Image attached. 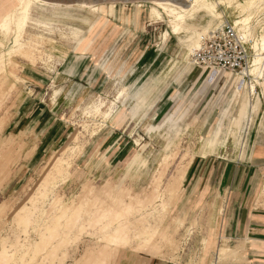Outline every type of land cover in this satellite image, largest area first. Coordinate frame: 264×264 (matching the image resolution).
<instances>
[{
	"label": "rangeland",
	"instance_id": "obj_1",
	"mask_svg": "<svg viewBox=\"0 0 264 264\" xmlns=\"http://www.w3.org/2000/svg\"><path fill=\"white\" fill-rule=\"evenodd\" d=\"M33 1L16 0L11 22L5 19L0 26V264H243V254L221 234L223 212L212 210L222 206L219 200L204 197L205 203L187 205L183 177L175 200L166 199L162 206L161 198L151 195L195 155L208 163L216 148L243 146L247 131L264 143L263 67L251 71L254 59L264 56L259 49L264 0H202L219 2L211 10L191 8L190 14L177 8L173 15L152 0ZM28 5V19L20 26ZM114 6L126 8V17L140 22L132 43L130 33L114 43ZM154 7L159 15L152 13ZM225 22L236 24L247 42L249 66L242 74L217 73L211 88L218 89L214 102H234L242 116L231 123H204L205 102L196 114L183 105L166 112L141 102L147 84L162 68L172 80L177 67L197 66L191 55L201 37ZM171 33L175 36L169 38ZM86 37L84 49L80 42ZM133 47V57L141 58L133 66L134 78L119 82L115 69ZM65 54L104 58L99 67L110 79L84 102H59L56 119L37 125L20 122L21 112L40 104L18 102L22 66L33 60L34 68H47L60 64ZM130 68L124 67L122 74ZM205 97L210 94L201 93L202 101ZM247 114L251 118L244 122ZM67 146L77 151L66 159L64 176L45 182L48 167L64 156ZM165 158L170 166L160 183L154 179ZM104 211L103 222L115 213L134 224L123 244L112 242V226L102 229L96 221L95 214ZM145 222L150 223L151 239L137 248L135 234ZM221 247L229 250L220 254Z\"/></svg>",
	"mask_w": 264,
	"mask_h": 264
},
{
	"label": "crops",
	"instance_id": "obj_2",
	"mask_svg": "<svg viewBox=\"0 0 264 264\" xmlns=\"http://www.w3.org/2000/svg\"><path fill=\"white\" fill-rule=\"evenodd\" d=\"M42 3L59 4L46 0H42ZM15 6H18L16 0H0V21L2 20L0 26L4 25L5 19L11 18L12 12L17 9ZM28 10L29 5L25 11L23 10L25 22L28 19ZM113 15L114 23L110 26V30L114 43L123 40L125 33H130L131 42L129 43H132L135 37L132 32L138 30L141 26L140 22L128 19L126 8L117 9L114 6ZM148 25L150 24L145 26ZM173 36L175 34L171 33L168 37ZM88 41V37L83 38L80 45L85 49ZM135 50L136 47H133L131 55L119 61L114 79L119 78L121 82L126 77L134 78L136 69L133 66L141 59L133 57ZM103 60L102 57L99 61H95L89 56L65 54L60 64H55L56 66L50 64L47 68L42 66L34 68L33 60L30 65L22 66L20 78L24 84L21 87V98L18 102H39L40 104L30 112L29 110L21 112L23 117L21 115L20 122H32L37 125L45 118L56 119L59 102H84L97 94L104 88L106 79H110L109 74H105L99 67ZM127 66H131L130 70L122 74L124 67ZM172 73L173 78L170 80L169 71L164 73L162 68L156 79L152 78L147 84L142 96L144 101L141 100V102L151 103L156 111L163 109L166 112L183 105L195 114L199 105L205 102L208 112L204 117V123L215 121L231 123L242 116L240 107L234 102H217L218 100L214 102L218 89L215 90L213 86L211 88L216 75L210 67L190 66L187 69L177 67ZM201 93L202 96L210 94L213 98L205 97L202 101ZM208 99L210 102H206ZM249 114L243 119L244 122H248L251 118ZM30 116H33L35 120H32ZM248 133L247 131L245 134L247 145L216 148L215 158L208 163H202L199 156L195 155L187 168V165L180 166L175 169L173 175H176L179 170H185L183 182L186 184L187 205L199 201L205 203L204 197L211 196L215 199L214 203L218 200L222 203L221 207H213L212 210L220 209L223 212L221 234L229 246L243 254V259L245 258L243 264H264V143L253 136V133ZM229 155L231 158H226ZM169 166L170 163L164 160L154 180H159L161 183V178ZM169 181L170 179L167 178L164 187ZM224 248L229 250L228 247Z\"/></svg>",
	"mask_w": 264,
	"mask_h": 264
},
{
	"label": "bare ground",
	"instance_id": "obj_3",
	"mask_svg": "<svg viewBox=\"0 0 264 264\" xmlns=\"http://www.w3.org/2000/svg\"><path fill=\"white\" fill-rule=\"evenodd\" d=\"M35 1L42 2V0H35ZM219 1H216L215 3H211L208 1L203 2L202 0H193L192 3L185 4V2H187V0H152V2L155 4V6L157 8L163 9L164 11L167 10L170 13V15H173L174 13H176L177 8H180L183 11H189V10H191V8L194 9V8H199V7H204L205 9L207 8V9L211 10V8H214V5L218 4ZM249 2H251V0L247 1V3H249ZM76 4H81V6H90L92 3H86V1H79L78 3L76 2ZM91 6L92 7H90V8L96 7V5H91ZM26 8H24V11L26 10ZM157 8L154 7L152 13L159 15V11ZM196 11H198V10H196ZM189 14H190V11H189ZM26 18H27V16H26ZM19 20H21V19H19ZM19 23H20L19 24L20 26H23L25 21L19 22ZM259 47H260L259 49L261 51H264V33L262 35ZM252 65L254 66L253 69L251 70L252 74H253V71H257V69L259 68L258 65H261L263 67V74H264V56H262V57L257 56L254 59V62L252 63ZM113 110L114 109H110L109 112H106V115L108 116L110 113H112ZM73 139L74 140L78 139V136L74 137ZM76 151L77 150L74 149L73 147L68 148V146H67L65 148V151L62 153L64 156L56 159L53 163H51V166L48 167L47 173L45 175V182L48 179H52L57 174L63 177L64 172L66 170L65 164H68L66 159L68 157L75 155ZM165 160H166V158H165ZM184 172H185V170L183 169V170H179L178 172H176V175H172L170 177V181L167 183V185L165 187H163L162 190H158L157 188H154L155 194L151 195V199L155 196L161 198L160 201H161L162 206L164 205V202L166 201V199H172V201L175 200L178 196V194H177L178 188H179L180 181L182 180V177L184 175ZM86 192L93 193L94 191L92 189H87ZM146 198L148 199L149 197L147 196ZM57 200H58V198H57ZM85 212H87V210H85ZM109 213H111V211H109L108 214ZM105 214H107L106 211L95 214L96 215V218H95L96 221L101 222V228L106 229V228H109L110 226L113 227V230H114L113 235H112L113 238L111 236L110 237H111L112 242H114L116 245L123 244L124 242H126L127 238H130V236H128V235H129V232L131 231L132 226H134V224L131 225V224L127 223V221H125V220L117 219L118 215L115 213L113 215L107 217L108 221L103 222L101 220H103V218L107 216ZM149 226H150V223H147V222L139 224V226L137 228V232L135 234L136 237L134 238L135 243L137 245L136 246L137 248H142L144 245L149 243V241L151 239V235H150L149 230H148ZM24 232H26V230ZM51 239L52 238L49 237V240H51ZM219 252H220V254H222V253L224 254V253H227V250L224 247H221V248H219ZM99 253L101 254V252H99ZM97 259L99 260V258H97Z\"/></svg>",
	"mask_w": 264,
	"mask_h": 264
},
{
	"label": "built area",
	"instance_id": "obj_4",
	"mask_svg": "<svg viewBox=\"0 0 264 264\" xmlns=\"http://www.w3.org/2000/svg\"><path fill=\"white\" fill-rule=\"evenodd\" d=\"M236 24L225 22L201 37V43L192 53L197 66L210 67L215 75L219 72L242 74L249 66V56L243 35Z\"/></svg>",
	"mask_w": 264,
	"mask_h": 264
}]
</instances>
